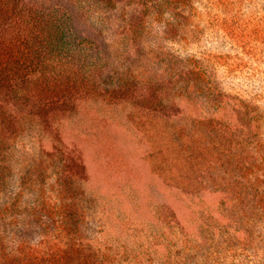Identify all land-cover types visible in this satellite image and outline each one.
Returning <instances> with one entry per match:
<instances>
[{"label": "rangeland", "instance_id": "1", "mask_svg": "<svg viewBox=\"0 0 264 264\" xmlns=\"http://www.w3.org/2000/svg\"><path fill=\"white\" fill-rule=\"evenodd\" d=\"M146 1L0 0V264H264V0Z\"/></svg>", "mask_w": 264, "mask_h": 264}, {"label": "trees", "instance_id": "2", "mask_svg": "<svg viewBox=\"0 0 264 264\" xmlns=\"http://www.w3.org/2000/svg\"><path fill=\"white\" fill-rule=\"evenodd\" d=\"M107 3L111 2L112 0H106ZM137 1L138 3L142 4L144 7L146 6L147 7V1L146 0H135ZM85 43H89L90 41L87 40V39H82V42ZM92 43V42H91ZM218 107L221 108L223 107V103H222V100L219 101L218 103ZM205 120H207L206 117H200V119L198 120V123L202 124ZM219 124H221L222 120L217 118V120ZM223 123H226L228 125V122H223ZM204 148V147H203ZM204 156L207 155L209 156V160L208 159H204V161L206 160V163H204L202 165V168L204 172H207L208 168H214L215 165L218 164V162L220 163V161L218 160V158L214 159V156L217 157V155L215 154H218L216 152H213V153H208L206 151H204ZM212 156V158H211ZM206 157V156H205ZM186 163H182L181 164V167H179V169H177V171H180V173H185V175H182V176H179V177H175V178H171V179H168L166 180V183L172 185V186H176V187H179V188H189V187H194L197 188V190H207L209 189L210 187H208V183L206 182V180L201 176L199 175L198 177H195L194 175L192 174H187V169L188 170H191V168L188 166V163L185 165Z\"/></svg>", "mask_w": 264, "mask_h": 264}]
</instances>
